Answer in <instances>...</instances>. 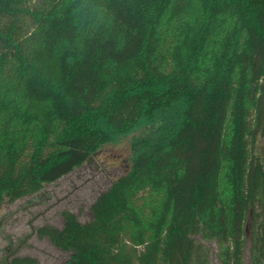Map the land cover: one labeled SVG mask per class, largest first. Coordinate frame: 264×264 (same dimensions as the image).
Returning <instances> with one entry per match:
<instances>
[{
	"label": "trees",
	"instance_id": "1",
	"mask_svg": "<svg viewBox=\"0 0 264 264\" xmlns=\"http://www.w3.org/2000/svg\"><path fill=\"white\" fill-rule=\"evenodd\" d=\"M130 134L63 264H264V0H0V206Z\"/></svg>",
	"mask_w": 264,
	"mask_h": 264
},
{
	"label": "rangeland",
	"instance_id": "2",
	"mask_svg": "<svg viewBox=\"0 0 264 264\" xmlns=\"http://www.w3.org/2000/svg\"><path fill=\"white\" fill-rule=\"evenodd\" d=\"M133 135L116 138L100 147L86 163L46 184L36 194L0 206V264L14 255L32 256L37 264H63L70 254L38 234L41 225H63L62 211L70 209L80 220L91 218L90 206L112 180L128 171ZM213 249L215 248L214 244Z\"/></svg>",
	"mask_w": 264,
	"mask_h": 264
}]
</instances>
